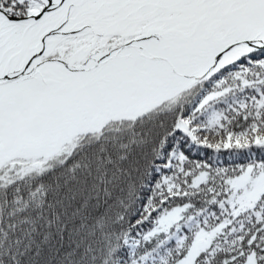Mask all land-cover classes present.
<instances>
[{
  "label": "snow or ice",
  "instance_id": "obj_1",
  "mask_svg": "<svg viewBox=\"0 0 264 264\" xmlns=\"http://www.w3.org/2000/svg\"><path fill=\"white\" fill-rule=\"evenodd\" d=\"M0 264H264V0H0Z\"/></svg>",
  "mask_w": 264,
  "mask_h": 264
}]
</instances>
